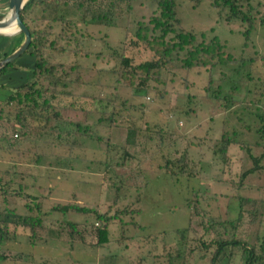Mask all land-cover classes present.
Returning <instances> with one entry per match:
<instances>
[{"label": "rangeland", "instance_id": "obj_1", "mask_svg": "<svg viewBox=\"0 0 264 264\" xmlns=\"http://www.w3.org/2000/svg\"><path fill=\"white\" fill-rule=\"evenodd\" d=\"M240 3L242 10L248 7L252 14L248 35L244 34L248 30L246 24L226 19L225 7L212 8L210 0H175L176 30L191 31L196 34V39L205 42L218 37L225 52L239 63L217 65L210 71L203 67L192 68L186 74L180 69L173 70L168 73L169 79L160 97L156 92L143 96L126 86L118 87L117 103L124 100L127 109L118 111L113 126L106 125L105 120L99 122V112L85 114L83 111L93 108L109 110L105 104L112 97L113 73L119 66L111 53L120 51L124 39V52L134 61L150 58L147 49L142 45H130L128 40L135 22L145 21L155 12L156 1L130 0L127 7L128 0H123L109 26L84 25L79 20V12H68L66 16L78 20L76 28L82 33L78 37L80 44L76 46L71 40L69 50L50 52L49 59L79 67L67 68L71 80L57 86V90L70 96L61 95L54 102L72 104L64 113L66 118L94 125L97 132L107 138L106 158L102 155L104 145L86 138L76 139L74 135L75 141L79 140L81 144L73 146L69 152L67 142L72 134L58 138L41 129L40 120L30 121L33 128L25 138L21 135L11 137L12 143L0 139L1 183L12 180L8 185L10 190L16 188L20 193L1 195L2 205L13 206L19 215L38 214L47 221L44 228H35L33 233L16 225L14 239L0 243V253L7 255L0 264H167L169 253L174 254L175 248H180L175 230L188 225L191 207L188 209L186 201L193 189L208 199L205 209L220 217H235L238 212L236 193L241 197L264 199V157L259 161L260 167L242 180L239 190L231 184L236 171L242 172L251 166L250 154L264 153L261 147L251 142L256 137V114L264 118V61L260 59L264 55V0H240ZM1 6L2 3L0 18L8 10L7 6L2 9ZM52 27L57 31L59 25L53 24ZM10 47L11 42L0 35V58ZM241 61L245 63L241 64ZM17 64L24 69L19 73L11 71L9 79L0 78L3 84L0 99L6 91L14 93L15 86L28 74L26 69L31 66V57L25 55ZM208 75L212 82L210 93L206 95L204 85ZM76 77L78 80L74 81ZM217 87L219 92H215ZM259 90L262 93L257 108L249 100L259 98ZM215 95L219 96L218 99L214 98ZM225 96L232 100L229 107H224ZM14 106L12 100L0 101V128L9 126V131L5 132L10 134L16 126L13 122ZM156 124L168 132L164 133L166 137L175 140L177 151L185 146L194 157L202 160L201 171L196 177L171 180L163 173L151 171L157 162L153 166L145 164L144 188L138 193L130 185L128 173L119 178L127 166L122 169L115 164L122 161L126 130L131 125L153 128ZM68 127L74 126L68 124ZM223 127L234 132L236 140V144L232 143L228 148L225 163L216 149ZM154 141L156 138L151 143ZM238 143L243 145V151L238 148ZM35 156L39 157L38 162H35ZM7 169H13V172L9 170L8 174H3ZM119 179L124 182V187L113 204L114 183L117 184ZM3 197L6 199L2 200ZM34 201L40 202L39 209L32 206ZM64 203H76L111 215L118 209V218L106 225L103 235L102 224L94 220L92 213H60L51 209ZM26 204L33 210L27 211ZM64 220L76 224L77 233L69 234L67 228H62ZM245 221L248 222L247 217ZM195 224L194 221L190 224L193 229H196ZM96 227L100 228L97 234ZM243 228L248 244L259 248L264 231V211L261 217L256 215L252 224H244ZM186 241L183 247L187 255L185 264H210L212 249L199 250L197 234L190 231ZM247 255L240 248L231 252L225 247L222 256L213 264H245ZM174 264H179V260Z\"/></svg>", "mask_w": 264, "mask_h": 264}, {"label": "trees", "instance_id": "obj_2", "mask_svg": "<svg viewBox=\"0 0 264 264\" xmlns=\"http://www.w3.org/2000/svg\"><path fill=\"white\" fill-rule=\"evenodd\" d=\"M8 0H0L2 3L1 8L8 6ZM123 0H26L24 6L19 11V17L23 25L31 34L29 45L27 49L17 58L11 62H7L4 67L0 68V78H10V72L19 73L23 70V66L17 64L23 56L31 57V66L26 69L28 74L24 79L18 82L15 86L14 93L6 91L1 100L9 99L15 102L13 122L14 126L11 134L6 126L0 128V139L12 143L11 137L18 135L24 138L31 132V120H40L42 124L39 125L41 129L49 134H54L58 138L65 137L67 134L70 136L67 147L69 152L73 146H80V141L76 139H90L96 141L99 145H104L102 155L106 158L107 154V138L102 136L95 126L89 125L84 121L71 120L66 118L65 112L71 109V105L55 103L54 101L61 97V95H68L69 93L62 90H57L58 85H65L71 79L68 77L69 69H76L79 66L66 65L63 63H55L49 59L50 52L60 53L61 51L69 50L70 41L73 40L74 45L80 44L79 36L82 33L76 28L78 20L68 17V12H79V20L82 24H96L109 26L113 24V17L116 14V9ZM156 9L145 21L137 20L135 27L129 37L128 42L130 45H142L147 49L151 56L144 61H134L132 57L125 54L126 42H122L120 51L118 53L112 52L111 56L117 60L119 66L114 70V91L112 97L107 100L105 104L109 110H100L93 108L91 111H83V113L99 112L97 120L106 121V125H114L115 117L118 111L127 109L125 101L121 100L117 103L119 95L116 93L118 87H128L139 95L157 93L158 97L163 94L166 88L167 80L169 79V72L173 70H183L186 74L192 68L203 67L206 71L216 68L217 65H227L229 63H239L230 53L225 52L222 43L218 37H213L209 41L196 39V34L185 30H176L177 18L174 11L175 0H155ZM199 1V0H195ZM211 7H225L226 19L236 20L246 24L248 30L245 35H248L249 29L252 25V14L249 8L242 10L240 0H210ZM130 0H128V5ZM53 24H58L59 28L55 31L52 27ZM172 34L171 36H169ZM8 37V36H4ZM12 42L9 50L4 51L2 56L9 53L13 48L18 46L23 38L22 34H15L10 36ZM128 43V44H129ZM181 53L180 56L178 54ZM264 61V55L260 56ZM180 64L178 65V63ZM241 61V64H244ZM249 79V78H248ZM11 80V79H10ZM78 80V77L73 79ZM186 78H184V81ZM212 78L208 75L207 84L204 85V92L208 95L210 92V83ZM260 85L263 82L259 81ZM185 86V84H184ZM3 84L0 83V88ZM218 88V87H217ZM219 92V88L218 91ZM251 91L249 90L248 93ZM259 90V98L249 100L252 106H257L261 102ZM48 94V95H47ZM219 96L215 95L214 98L218 99ZM224 107H229L232 103L231 98L225 96L223 98ZM247 108V107H245ZM1 114V109H0ZM226 121V120H225ZM256 121H258L254 133L256 137L251 141L256 147H261L264 151V118L261 119L259 113L256 114ZM72 124L74 127H68ZM3 129V130H2ZM158 124L151 127H138L131 125L127 131V139L122 150V161L115 164L116 167L124 168L127 166L126 171H123L119 178L128 173L127 179L131 182L130 185L139 193L144 188V173L146 171L145 164L155 167L151 171L155 173H163L171 180H177L179 177L188 179L196 177L201 171L202 160L194 157L190 150L184 146L181 150H176L175 140L169 139L164 135L168 133L163 131ZM16 133V136H13ZM65 134V135H64ZM62 135V136H61ZM143 135V136H142ZM152 135V136H151ZM168 135V134H167ZM234 132H230L228 128L223 127L220 133L218 144L216 145L217 152L222 154L224 158L223 163L227 161L228 148L230 144H236L234 140ZM61 136V137H60ZM140 136L142 139H140ZM22 137V138H23ZM153 138L156 141L151 143ZM22 140V139H21ZM238 148L243 151L244 148L241 143L237 144ZM0 147L1 144H0ZM248 149V148H247ZM148 153V154H147ZM76 155V154H74ZM76 157V156H75ZM264 157V153L260 155L250 154L252 158L251 166L242 171L235 173L236 178L232 180V185L237 190L241 188L242 180L260 167L259 161ZM38 156H35V162H38ZM103 158V160H104ZM242 158V157H241ZM240 160V159H239ZM9 170L3 171V174H8ZM150 171V170H149ZM0 177V196L6 193L18 195L19 190L12 189L8 186L12 180L4 181L1 183ZM4 184V185H3ZM126 184V183H125ZM21 185L18 183V187ZM124 182L119 179L117 184L114 183L115 194L112 198V203L115 204L119 192L123 189ZM136 193V197L138 195ZM238 202V212L235 217H220L217 214L210 213V210L205 209L207 198L200 194L198 190L193 189L190 193L189 199L186 201V206L190 208L188 215V225L181 229L175 230L178 235V244L180 248H175V253H169L167 256V264H174L179 260V264H185V249L187 233L193 231L197 234V239L200 241L199 250H210V264L215 263L225 251V247L230 251L235 249H242L243 253L247 252L245 264H264V231L260 236V242L256 248L248 244L244 224L249 226L256 219V215L260 216L264 211V199L246 198L234 194ZM6 198L3 197L2 200ZM40 202L34 201L32 206L39 209ZM27 211L33 208L26 204L24 205ZM245 206L247 207L245 209ZM53 211L64 213L66 211L80 213L82 215L93 214L94 220L101 223V233L104 235V228L112 220H116L119 210L116 209L114 213L107 214L106 212H99L96 209H89L80 207L76 203L56 204L51 208ZM124 212V211H123ZM132 212V211H130ZM137 212V210L135 211ZM248 218V222L245 221ZM195 222L196 229L190 225ZM261 219L258 220L260 224ZM47 221L38 214H17L15 208H9L2 205L0 199V243L7 239H14V227L16 225L27 229L31 233L35 228L42 229L45 227ZM76 224L71 221L64 220L62 228H67L69 234L77 233ZM247 228V227H246ZM96 234L100 231L96 227ZM16 236V235H15ZM257 237V235L255 236ZM258 249V250H257ZM259 251V252H258ZM203 254V253H202ZM201 254V256H202ZM7 255L0 253V260Z\"/></svg>", "mask_w": 264, "mask_h": 264}, {"label": "water", "instance_id": "obj_3", "mask_svg": "<svg viewBox=\"0 0 264 264\" xmlns=\"http://www.w3.org/2000/svg\"><path fill=\"white\" fill-rule=\"evenodd\" d=\"M7 3V14L0 18V26L3 25V23H9L13 19V22L16 25V30L11 32L0 31V35L10 37L15 34H22L23 38L18 46L0 58V68L4 67L7 62L13 61L16 57L18 58L27 49L31 37V34H29L19 17V11L26 3V0H8Z\"/></svg>", "mask_w": 264, "mask_h": 264}, {"label": "bare ground", "instance_id": "obj_4", "mask_svg": "<svg viewBox=\"0 0 264 264\" xmlns=\"http://www.w3.org/2000/svg\"><path fill=\"white\" fill-rule=\"evenodd\" d=\"M16 30V25L13 22V19L9 23H3V25L0 26L1 32H11Z\"/></svg>", "mask_w": 264, "mask_h": 264}, {"label": "crops", "instance_id": "obj_5", "mask_svg": "<svg viewBox=\"0 0 264 264\" xmlns=\"http://www.w3.org/2000/svg\"><path fill=\"white\" fill-rule=\"evenodd\" d=\"M2 9V8H1ZM2 16V12H0V17ZM3 39V38H2ZM5 39L7 40L8 39V41H10V42H12V40H11V38L10 37H5Z\"/></svg>", "mask_w": 264, "mask_h": 264}, {"label": "built area", "instance_id": "obj_6", "mask_svg": "<svg viewBox=\"0 0 264 264\" xmlns=\"http://www.w3.org/2000/svg\"><path fill=\"white\" fill-rule=\"evenodd\" d=\"M149 99V98H148ZM13 136H16V133H13Z\"/></svg>", "mask_w": 264, "mask_h": 264}]
</instances>
